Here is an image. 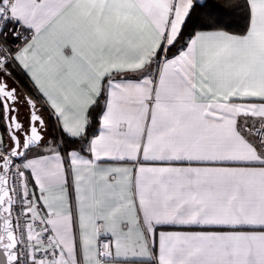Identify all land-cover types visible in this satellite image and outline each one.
Instances as JSON below:
<instances>
[{
  "label": "snow or ice",
  "instance_id": "1",
  "mask_svg": "<svg viewBox=\"0 0 264 264\" xmlns=\"http://www.w3.org/2000/svg\"><path fill=\"white\" fill-rule=\"evenodd\" d=\"M0 264H264V0H0Z\"/></svg>",
  "mask_w": 264,
  "mask_h": 264
}]
</instances>
